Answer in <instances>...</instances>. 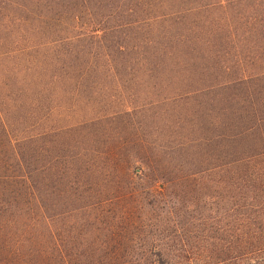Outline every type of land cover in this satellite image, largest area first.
Masks as SVG:
<instances>
[{
  "label": "rangeland",
  "instance_id": "374dc122",
  "mask_svg": "<svg viewBox=\"0 0 264 264\" xmlns=\"http://www.w3.org/2000/svg\"><path fill=\"white\" fill-rule=\"evenodd\" d=\"M0 113L27 223L1 263H205L264 230L229 223L264 219V0H0Z\"/></svg>",
  "mask_w": 264,
  "mask_h": 264
},
{
  "label": "trees",
  "instance_id": "16d2710c",
  "mask_svg": "<svg viewBox=\"0 0 264 264\" xmlns=\"http://www.w3.org/2000/svg\"><path fill=\"white\" fill-rule=\"evenodd\" d=\"M0 133L1 136L9 137V129L7 123L2 119L1 113ZM4 164L5 161L1 156L0 166ZM7 176L8 174L5 171L0 170V232L3 233V236H5L6 232L12 231V228H14L13 224L16 226V224L24 222V228L27 226L21 209L16 212L4 211L5 206H10L11 201H13L14 206L17 203V200L14 198L15 189L10 181L7 180ZM230 222L239 229L251 225L256 227L264 226V219L255 220L246 216L230 219ZM222 238L219 243L213 241L204 255L198 253L197 256L203 257L205 263L198 261L196 264H264V230H259L258 232L231 230L227 231ZM0 264L5 263L0 262Z\"/></svg>",
  "mask_w": 264,
  "mask_h": 264
}]
</instances>
